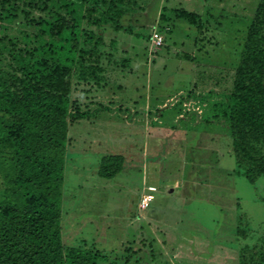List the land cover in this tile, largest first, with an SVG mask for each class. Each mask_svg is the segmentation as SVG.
Wrapping results in <instances>:
<instances>
[{
	"label": "rangeland",
	"instance_id": "obj_1",
	"mask_svg": "<svg viewBox=\"0 0 264 264\" xmlns=\"http://www.w3.org/2000/svg\"><path fill=\"white\" fill-rule=\"evenodd\" d=\"M159 1L157 13L151 0L146 14L123 21L136 25L141 36L134 48L124 42L123 48L133 49L139 59L128 72L116 71L121 90L85 83L73 87V98L83 104L94 100L111 111H96L69 130L62 239L69 246L82 239L94 243L108 254L106 264H123L124 249L132 242L134 250L142 249L138 264H237L236 227L264 233V179L252 185L235 175L228 124L223 119L205 123L201 117L213 116L208 102L222 100L232 88L258 0ZM165 4L197 12L206 29L199 33L178 22L171 32L163 31L164 46L153 54L146 36L152 25H161L157 16ZM190 90L197 98L213 94L212 100L194 97L181 104ZM156 108L165 118L155 122L149 112ZM116 154L125 159L123 170L101 177V158ZM147 187L157 191L143 210L138 203ZM247 235L253 237L250 231ZM116 259L121 262L110 263Z\"/></svg>",
	"mask_w": 264,
	"mask_h": 264
},
{
	"label": "trees",
	"instance_id": "obj_2",
	"mask_svg": "<svg viewBox=\"0 0 264 264\" xmlns=\"http://www.w3.org/2000/svg\"><path fill=\"white\" fill-rule=\"evenodd\" d=\"M150 1L0 0V264L109 262L108 254L86 239L77 246L62 239L63 179L72 143L69 130L90 120L96 111H111L94 100L83 104L72 97V90L84 83L99 90H121L115 84L121 73L116 71L128 72L139 59L133 49L123 48L124 42L131 41L134 48L141 36L136 25L123 21L146 14ZM152 1L157 13L160 1ZM157 18L161 25L155 29L152 25L146 36L153 54L164 46L163 31L171 32L178 22L195 32L206 29L197 12L182 6L162 5ZM244 32L232 88L222 94V100L209 101L213 116L201 119L205 123L223 119L228 124L232 172L255 185L264 179V0H258ZM154 33L163 36L160 47L153 44ZM199 40H194L198 49ZM192 91L182 95L181 104L194 97L205 103L213 95L197 98ZM163 111L156 108L149 115L156 122L165 118ZM192 114L184 113L186 118ZM124 164L122 155L103 156L98 174L113 178ZM156 191L147 187L139 203L151 193L150 207ZM249 231L253 237L247 235ZM235 235L240 240L237 264H264V233L237 226ZM250 237L255 240H246ZM134 244L124 249L123 264L142 261V249L134 250Z\"/></svg>",
	"mask_w": 264,
	"mask_h": 264
},
{
	"label": "built area",
	"instance_id": "obj_3",
	"mask_svg": "<svg viewBox=\"0 0 264 264\" xmlns=\"http://www.w3.org/2000/svg\"><path fill=\"white\" fill-rule=\"evenodd\" d=\"M152 41L156 47H160L163 44V36L159 33H154ZM148 190L154 191L155 189L148 187ZM152 199H153V195L151 193L144 194L140 202V207L146 208Z\"/></svg>",
	"mask_w": 264,
	"mask_h": 264
}]
</instances>
